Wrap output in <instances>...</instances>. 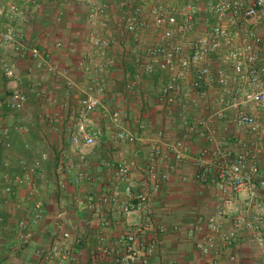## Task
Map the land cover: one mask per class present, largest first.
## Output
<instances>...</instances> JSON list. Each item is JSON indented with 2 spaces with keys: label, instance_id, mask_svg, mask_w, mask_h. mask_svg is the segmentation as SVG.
<instances>
[{
  "label": "built area",
  "instance_id": "2783aa9c",
  "mask_svg": "<svg viewBox=\"0 0 264 264\" xmlns=\"http://www.w3.org/2000/svg\"><path fill=\"white\" fill-rule=\"evenodd\" d=\"M78 1L87 7L88 28L83 39L92 50L79 64L95 78L78 102H73L69 95L62 103L66 112L74 111L75 114V123L68 135L62 136L59 132L57 114L44 115L47 125L60 134L62 145L59 149L49 144L47 150L31 161L18 159L20 173L12 172L11 159L4 162V192L13 196L24 190L26 199L36 198L40 191L39 181L47 179L44 166L48 162L53 163L54 182L59 192L71 186L94 183L95 175L90 170L88 156L102 145L104 128L93 126V115L99 110L105 121L115 127L109 140L129 144L140 140L139 135L123 126L127 113L108 108L102 99L106 86L101 77L121 62L113 54L117 51L123 62L134 57L136 63L133 73L125 72L124 94L138 96L144 76L164 74L159 102L165 114L184 124L187 137H199L207 142L194 163L197 179L216 187L218 205L207 222V233L195 245L196 250L201 256H209L236 246L242 227L248 231V244L264 249V196L260 194L264 190L260 163L264 159V128L251 111L257 108L264 112V65L260 64L262 42L258 35L259 28H264V0H186L181 7L172 5L173 0ZM16 2L0 1V49H13L23 54L32 68L64 80L67 88L74 90L75 81L53 58V50L62 49L63 42L57 40L54 49L43 48L37 41L32 43L27 31L18 27L33 21L40 8L37 0ZM203 13L215 23L208 25L204 21L206 27L201 25L203 21L198 24ZM62 16L61 12L57 19L60 21ZM35 38L40 40L39 36ZM219 50L223 51L219 61L211 62V56ZM0 71L7 81L6 86H0L1 114L16 117L7 125L0 117V149H13L12 134L16 132L24 139V149L30 150L29 128L21 117L29 96L21 87L13 61L0 57ZM211 88L216 89L212 99L209 97ZM194 111L200 114L194 115ZM220 121L230 126L222 134L217 133ZM163 138L164 132H157L150 156L143 165L136 158L116 160L109 157L105 165L112 173L102 181L106 190L89 193L85 199L73 198L79 208L98 217L103 230L119 226L121 221H131L137 214L145 215L143 221L130 228L116 243L117 247L124 248L125 256L117 253V247L100 245L90 264H100L107 258V264H150L157 241L144 242L141 237L155 230L148 210L151 195L146 188H138L133 172L143 173L152 184V190L159 191L163 183L170 180L171 173L179 170L189 157L187 144L180 140L170 146L171 161L163 165ZM182 179L186 181L185 177ZM236 207H240V212L233 218L232 228L225 231V219ZM110 215L122 219L115 222ZM43 218L44 207L39 201L35 203L31 219L19 221L22 245L32 242L33 234L27 231ZM53 220L55 233L50 243L36 254L43 263L69 264L74 248L84 240L80 234H73L74 227H66L70 223L66 208L62 207ZM88 225L91 227L92 221ZM230 261L235 263L236 257L231 256Z\"/></svg>",
  "mask_w": 264,
  "mask_h": 264
},
{
  "label": "crops",
  "instance_id": "0c3cea01",
  "mask_svg": "<svg viewBox=\"0 0 264 264\" xmlns=\"http://www.w3.org/2000/svg\"><path fill=\"white\" fill-rule=\"evenodd\" d=\"M61 12L63 16L59 21L57 16ZM81 13L79 10L74 8L69 10L68 6L61 5L57 10H45L40 17L41 19L34 23L33 28L31 26L27 28L34 36L38 35L41 38L42 43L40 46L43 48L54 47L57 40L63 42L64 47L62 49L53 48L54 62L62 70L69 73L75 81L76 87L70 91L64 80L58 79L48 72H43V74L44 76L45 74L53 76L50 79L51 81L48 82L50 84L45 87L50 88L48 96H55L53 95V90L55 86L57 87V94L55 93L58 103L57 126L59 132H65V134L74 126L75 114L74 111L66 112L60 103L64 102L69 95L73 102H78L84 95V90L95 78L94 74H91L79 64L80 60L86 58L92 51L91 47L83 39L88 26H86L84 15ZM201 16L198 24L203 21L201 25L204 26L206 22L204 23ZM214 23L215 20H213L211 25ZM260 29L263 30V28ZM260 29L258 30V35L262 42L261 46H264V31H260ZM222 52V50H219L214 53L210 61L217 63ZM113 54L121 62L118 63L114 70L102 74L101 79L106 86V94L102 99L107 107L116 104V107L121 106L123 108L122 111L128 115L123 121V126L139 135L140 140L135 144L121 142L118 146L106 148L107 150L100 148L101 146L94 149V152L88 156L90 170L95 175V181L92 184L83 183L71 186L65 192H59L54 182L53 163L48 162L44 166L47 179L39 181L40 191L36 198L26 199L24 190L16 195L9 196L4 192L5 182L3 174L6 170L4 166L6 160L11 159L13 161V173H20L21 169L16 164L18 159L25 158L31 161L39 156L41 151L47 150L49 144L56 146L57 149L62 145L61 137L59 135H53L52 138L49 137V132L44 126L42 121L44 110L41 109L42 105H39L42 100L38 102V98H36V103L31 104V102H28L26 111H24L26 116L23 118L29 128L27 138L31 144L30 150L24 149V139L22 135L16 132L12 134L14 148L11 151L0 149V264H53L43 263L36 252L50 243L55 233L53 219L62 207L66 208L68 212L70 223L66 224V227L68 229L74 227L75 229L73 228L72 230L73 234H80L84 240L82 245L74 248L73 257L69 264H90L95 250L100 245L117 247L116 243L123 234H126L130 228L143 221L145 215L143 213L137 214L131 221H121L119 226L103 230L98 217L87 209L79 208L72 200L76 197L85 199L89 193L98 194L106 190L102 181L107 179L112 173V170L105 165L109 157L116 160L136 158L141 165L145 164L150 156L153 140L159 131L164 132L162 149L165 158L163 165L171 161L170 146L180 140L187 144L189 157L179 170L171 173L170 180L163 183L159 191L152 190V184L143 173L137 170L133 172L138 188H146L151 195L148 210L151 212L155 230L141 237L144 242L157 241V249L150 260V264L210 263L211 256L202 257L195 248L196 243L202 239L207 220L212 216L217 206L218 191L216 187L202 183L197 179V170L194 163V158L207 145V142L199 137H187L184 131V124L180 120L169 118L165 114L163 106L159 102L160 92L164 84V74L158 72L154 76H144L140 83L138 96L124 94L122 85L126 79L125 72H134L136 69L135 59L132 57L128 61L123 62L117 51H113ZM15 57L16 55L11 54L6 49L1 52V59L16 62ZM24 62L25 64L28 63L26 59ZM18 64L19 62H16L17 67L19 66ZM18 69H20L22 74L24 69V71L34 74V76L38 74L39 77V73L42 72L28 66V64L24 68L18 67ZM44 76L42 79H44ZM45 87L38 89L39 93H41V98L47 96ZM215 94L216 89L211 88L209 97L212 99ZM251 111L260 118L264 128V112L257 108H252ZM193 114L199 115L200 111H194ZM1 120L5 124L8 119L4 116ZM104 121L101 110L93 115L94 127H102ZM142 126L144 128H141ZM228 129H230V126L226 122L220 121L217 123V133L222 134ZM106 136L103 135L101 139L103 140ZM121 145L124 146L122 151ZM260 163L261 174L264 176V159H261ZM184 177L186 181H183L182 178ZM260 194L264 196V190L260 191ZM39 201L43 203L44 218L37 226L27 231L33 234L32 242L28 246H24L19 239V221L25 218L31 219L34 214L35 203ZM18 204H21L20 208H18ZM109 218L115 222L122 219L118 215H110ZM89 221H92L91 227L88 225ZM101 234L105 235L103 239ZM58 235L59 230L57 228ZM116 251L122 257L126 255L122 247H117ZM255 252L257 253L254 254ZM213 254L215 264H230V256L236 254L241 256L244 264L253 261L252 259L255 256H260V260L264 256L263 252L244 247V245L226 247L220 250L219 253L213 252ZM108 261L109 258L107 260L103 259L100 264H107ZM54 264L61 263L57 262Z\"/></svg>",
  "mask_w": 264,
  "mask_h": 264
},
{
  "label": "rangeland",
  "instance_id": "374dc122",
  "mask_svg": "<svg viewBox=\"0 0 264 264\" xmlns=\"http://www.w3.org/2000/svg\"><path fill=\"white\" fill-rule=\"evenodd\" d=\"M0 1H7V2H9V1H14V2H21V0H0ZM207 1H212V0H207ZM16 2V3H17ZM37 3L39 4V6H40V8H39V11L34 15V18L32 19L33 21H31V23H29L27 26H18L19 27V29H24V30H26L27 32H26V34L29 36V37H31V41H32V43H33V41H35V43H36V41H37V43L39 44V45H41V43H42V40H41V38H40V40H35L36 38V36H34L33 35V33L31 32V31H28L27 30V28L28 27H30L31 26V28H33V26H34V23L36 22V21H39L41 18V15L42 14H44V11L45 10H52V9H54V10H57L58 9V7L59 6H61V5H64V6H68V9L70 10V9H75V10H79V11H81L82 13L81 14H83L84 15V22H85V24H86V26H87V23H86V19H85V16H86V12H87V7L82 3L81 4V2H79L78 0H37ZM185 3H186V0H173V1H171V4L172 5H174V6H176V7H181V6H183V5H185ZM30 7H32V6H30ZM62 8V7H61ZM201 18L204 20V21H206V24H208V25H211V23H213V20L214 19H212L209 15H207V14H202V16H201ZM205 18H206V20H205ZM208 19V20H207ZM260 29V28H259ZM260 31H264V28H263V30H261L260 29ZM260 31H259V34H260ZM35 35H37V34H35ZM41 35H42V33H41ZM38 36V35H37ZM39 41V42H38ZM45 48H48V47H45ZM53 48V47H52ZM49 49H51L50 47H49ZM3 51V49H0V57H1V52ZM11 54H14V55H16V62H19V68H24V66H26L27 64H28V66H30L29 65V63H27V64H25V57H24V55L23 54H19V53H15L14 51H13V49H11V50H8ZM261 54H262V59H261V62H260V64L261 65H264V46L262 45L261 46ZM21 60V61H20ZM24 60V61H23ZM16 62H14L15 64H16ZM18 67H17V71H18V73H19V76H20V78H21V87L23 88V90L27 93V95L29 96V103L31 102V104H34V103H36V98H38V102H40L41 100H42V103H40L39 105H42V107H41V109L42 110H44V115L45 114H53V115H56L57 114V105H58V103H57V96H56V94H57V87L55 86V89L53 90V95H55V96H48L49 94H50V88L49 87H45L46 85H48V84H50V83H48V82H50L51 80L50 79H52V77L53 76H50L49 74H45V76H44V74H43V72H41V73H39L40 74V77L38 76V74L37 75H35L34 76V74H31L29 71L28 72H26V71H24V69L22 70L23 71V74L22 73H20L21 71H20V69H18ZM45 73V72H44ZM44 76V79H42V77ZM29 77H31V78H29ZM54 82V81H53ZM6 84H7V81H5L4 80V78H3V76H2V73H1V71H0V86H6ZM37 84H39V85H37ZM42 84V85H41ZM57 85V84H56ZM66 85V84H65ZM45 87V91H46V93H47V96L46 97H42L41 98V93H39V91H38V89L39 88H44ZM56 93V94H55ZM36 95H38V97H36ZM40 100V101H39ZM62 103L63 102H61L60 104L62 105ZM59 104V105H60ZM54 107V108H53ZM108 108H117V109H123V108H121V106H118V107H116V104L113 106V105H111V106H109ZM26 111V110H25ZM46 111V112H45ZM61 111H63V110H61ZM44 115H43V123H44V126H45V128L47 129V131L49 132V137H51L52 138V136L54 135H60L59 134V132H57L56 131V133L54 132V130L53 129H51L48 125H47V123L45 122V120H44ZM4 116H6V118L8 119L7 121H6V125L7 124H10V123H13L15 120H16V117L15 118H10L7 114H1V112H0V117H4ZM24 116H26V114L25 113H23V115L21 114V117H24ZM259 118V117H258ZM259 120H260V118H259ZM260 122H261V120H260ZM104 124H102V127L104 128V135L106 136V134H107V138L105 137L103 140H101L102 141V145H101V147L100 148H105V150H107L106 148H111V147H114V146H118V145H120V143L121 142H116V141H112V143H111V141H109V134L111 135V134H113V132L115 131V127L110 123V121H104L103 122ZM261 124H262V122H261ZM263 126V125H262ZM111 132V133H110ZM67 134V133H66ZM20 135V134H19ZM62 136H64L65 135V132H63L62 134H61ZM125 145V144H124ZM13 148H14V146H13ZM120 148H121V151L123 150V148H124V146H120ZM118 149H119V147H118ZM108 150H110V149H108ZM11 151V150H10ZM120 151V152H121ZM17 173V172H16ZM261 176H262V174H261ZM217 200V199H216ZM217 205H218V203H216ZM217 207V206H216ZM216 207H215V209H216ZM215 209H214V212H215ZM214 212H213V214H214ZM239 212H240V207H236V208H233L230 212H229V214H228V216H227V218L225 219V222H224V229H225V231H228L229 229H231L232 228V220H233V218L234 217H236L238 214H239ZM213 214H212V216H213ZM264 214V213H263ZM211 216V217H212ZM210 217V218H211ZM209 218V219H210ZM208 219V220H209ZM208 220H207V222H208ZM205 231H204V233H203V235H205L206 233H207V231H208V229H207V223H206V225H205ZM238 233H239V236H240V241L238 242V245L240 246V245H244V247H247V248H250V249H254L255 251H258V252H263L264 253V249H261L260 247H258V246H252V245H250V244H248V242H247V240H246V237L248 236V231L247 230H245L243 227L242 228H239V231H238ZM264 233V232H263ZM203 237V236H202ZM257 252H255L254 254H256ZM209 256H211L210 257V263L209 264H215L214 263V258H213V256H214V254L212 253L211 255H209ZM209 256H202V257H209ZM233 256V255H232ZM235 257H236V262L234 263V262H232V261H230V258H231V256H230V258H229V262H230V264H244L243 262H242V258H241V256H239V255H234ZM262 259L260 260V256H255L254 257V259H252L253 261H250L248 264H264V256L263 257H261ZM248 260H250V259H248ZM260 260V261H259ZM246 264V263H245Z\"/></svg>",
  "mask_w": 264,
  "mask_h": 264
}]
</instances>
